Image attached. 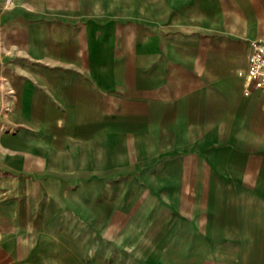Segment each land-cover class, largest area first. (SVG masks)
<instances>
[{
	"label": "crops",
	"instance_id": "0c3cea01",
	"mask_svg": "<svg viewBox=\"0 0 264 264\" xmlns=\"http://www.w3.org/2000/svg\"><path fill=\"white\" fill-rule=\"evenodd\" d=\"M259 38L264 0H0V264H264Z\"/></svg>",
	"mask_w": 264,
	"mask_h": 264
},
{
	"label": "built area",
	"instance_id": "2783aa9c",
	"mask_svg": "<svg viewBox=\"0 0 264 264\" xmlns=\"http://www.w3.org/2000/svg\"><path fill=\"white\" fill-rule=\"evenodd\" d=\"M252 91L264 94V38L254 39L249 43L243 94L249 95Z\"/></svg>",
	"mask_w": 264,
	"mask_h": 264
},
{
	"label": "rangeland",
	"instance_id": "374dc122",
	"mask_svg": "<svg viewBox=\"0 0 264 264\" xmlns=\"http://www.w3.org/2000/svg\"><path fill=\"white\" fill-rule=\"evenodd\" d=\"M75 184V182L73 183V185H72V187H70V189H68L67 190V195H66V197L68 196V194L70 193V194H72V192H73V188H74V185ZM66 200H67V198H66ZM60 201V205L62 206V208L64 207V203L66 204L65 206V213L66 214H70L69 215V217H67V219H79V210L82 208V207H80L79 208V206L77 207V208H73L72 206H70L69 204H71V203H69L68 204V202L67 201ZM89 206H90V204H89V202H87L86 204H85V207L83 206V208H84V211H86V209L88 210V208H89ZM79 209V210H78Z\"/></svg>",
	"mask_w": 264,
	"mask_h": 264
}]
</instances>
